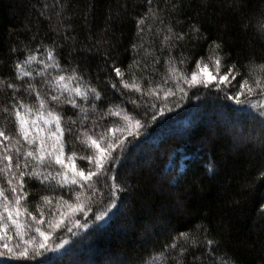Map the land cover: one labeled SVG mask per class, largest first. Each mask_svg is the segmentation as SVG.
I'll return each mask as SVG.
<instances>
[{"label":"trees","instance_id":"trees-1","mask_svg":"<svg viewBox=\"0 0 264 264\" xmlns=\"http://www.w3.org/2000/svg\"><path fill=\"white\" fill-rule=\"evenodd\" d=\"M173 5L177 7L173 9ZM152 7L157 10L156 18L147 17L140 32L137 20L148 11L147 0H0V78H14V63L24 60L30 51L40 53L42 47L37 45H47L56 50L65 74L76 68L84 82L101 92L103 103L96 102L101 112L111 104L144 124L139 136L129 137L127 150L116 162L119 173L131 178V189L118 197L120 207L111 225L94 231L93 214L89 213L91 219L78 214L82 222L88 221L89 228L79 231L83 239L60 258L59 264H176L175 253H165L164 246L173 242L182 245L183 240L176 239L178 234L193 235L197 228H206L219 241L225 261L264 264V215L260 208L264 182L257 179L251 189L244 187L264 170V109L258 101L264 95L254 93L249 103L237 105L215 88L201 86L191 89L183 99L178 95L170 98L167 106L172 111L165 110L152 121L150 117L158 109L143 104L137 109L128 103L139 93L125 90L127 99L121 97L111 87L116 82L122 88L119 78L110 72L115 62L130 79L128 66L135 58L143 69V74L137 70V76L143 75L140 82L147 87L151 76L154 86L167 73V27L188 32L191 24H197L204 39L178 44L171 55L189 57L186 66L190 72L196 59L209 56V44L215 40L222 45L225 63H238L244 73L243 66L264 63V36L258 31L264 22V0H153ZM133 44L140 45L136 50L139 55L134 53ZM155 57H160V62L153 65ZM43 58L38 56L30 70L43 68L39 64ZM258 75L264 78V72ZM243 78L241 75L234 82L233 91ZM40 79L36 78L38 86ZM11 91L0 88V127L14 133L3 112L9 106ZM25 102L33 105L34 95L25 94ZM64 107L66 111L60 113L63 125L78 129L79 123L72 125L68 117L78 120L79 110ZM86 107L91 115L90 105ZM105 119L107 124H123L120 117ZM65 135L70 148L74 143L78 151L85 150L74 134ZM240 136L247 139L239 142ZM209 163L213 164L211 171ZM104 184L101 177L96 185L101 194L107 192ZM58 194L63 193L44 191L33 184L29 210L34 211L42 195ZM103 207L94 205L97 211Z\"/></svg>","mask_w":264,"mask_h":264},{"label":"snow or ice","instance_id":"snow-or-ice-1","mask_svg":"<svg viewBox=\"0 0 264 264\" xmlns=\"http://www.w3.org/2000/svg\"><path fill=\"white\" fill-rule=\"evenodd\" d=\"M147 2L148 11L137 20L140 32L144 31L147 17L156 18L157 10L152 7L153 0ZM172 7L175 9L177 5ZM160 23L163 24V20ZM160 31L157 28V33ZM258 31L264 36V22L259 25ZM201 39L204 37L197 24H191L188 32H174L172 27H167L164 44L169 55L164 57L168 67L163 80L153 86L150 76L145 87L140 82L143 75L137 76V70L143 74L141 61L134 58L128 66L130 79L125 78L126 72L122 67L113 63L110 72L119 78L122 88L112 82V89L119 92L121 97H125V90L139 93L138 98L128 99V103L137 109L142 104L158 109L150 117L152 121L163 116L165 110L172 111L167 106L170 98L178 95L183 99L191 89L201 86L206 89L215 88L217 93H223L225 99L237 105L249 103L254 93L264 95V78L258 75L264 72V63L251 62L243 66L246 72L242 73V66L238 63H225L221 55L222 45L215 40L209 44V56L196 59L190 72L186 66L189 57L183 53L179 59L171 55L178 44ZM41 47L40 53L30 51L24 60L18 59L14 63V78H0V88L12 90L9 106L4 107L3 112L15 130L13 133L0 127V264H27L31 261H37V264H59L60 258L83 239L79 231L89 228L88 221L82 222L77 218L78 214L80 217L93 214L94 231L108 228L119 211L118 197L131 189V178L119 173L116 162L127 150L129 137L139 136L144 127L141 119L118 106L110 104L106 112H101L96 103H103L101 92L84 82L76 68L65 74V69L57 60L56 50L47 45H37V48ZM139 47L137 44L132 45L136 55H139L136 51ZM12 51L16 52L17 49L13 48ZM40 55L44 57L39 60L43 68L30 70L32 62ZM159 62L160 57H155L153 65ZM210 65L213 71H209ZM53 72L57 74L53 75ZM241 75L244 78L239 80L238 89L233 91L236 88L234 82ZM37 77L41 78L39 86ZM169 81L173 82L172 86H168ZM25 94L28 97L34 95V106L25 102ZM65 105H71L73 111L79 110L78 120L68 117L72 125L79 123L78 129L63 125L64 117L60 113L66 111ZM87 105H90L91 115ZM144 114L147 116V111ZM106 117H120L123 124H107ZM66 132L74 134L75 140L80 141L85 150L78 151L74 143L70 148ZM245 139L247 137L240 136L238 141L243 142ZM212 168L213 164L209 163V171ZM101 177L107 189L103 194L96 187ZM257 179L264 182V170L259 171L257 177L247 180L244 187L251 189ZM33 184H38L41 190L63 194L42 195L34 211H31L28 201L31 199L30 188ZM94 205L96 208L100 205L104 207L97 211ZM260 208L261 215H264V204ZM58 232H63V235H57ZM72 237L77 239L72 240ZM176 239H182L183 244L173 242L171 245L166 244L163 249L169 255L175 253L176 264H233L231 259H223L219 241L212 238L206 228H197L193 235L181 232ZM188 256H191L190 260L185 259ZM40 257L44 259L38 260Z\"/></svg>","mask_w":264,"mask_h":264},{"label":"rangeland","instance_id":"rangeland-1","mask_svg":"<svg viewBox=\"0 0 264 264\" xmlns=\"http://www.w3.org/2000/svg\"><path fill=\"white\" fill-rule=\"evenodd\" d=\"M209 71H213V68L209 67ZM258 101L260 102V105H262V108L264 109V96L261 98V100L259 99ZM53 130H54V127H53Z\"/></svg>","mask_w":264,"mask_h":264}]
</instances>
